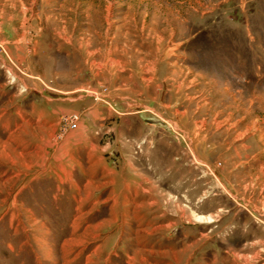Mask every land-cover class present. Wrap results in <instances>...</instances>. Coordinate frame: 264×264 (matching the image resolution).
Listing matches in <instances>:
<instances>
[{
    "label": "rangeland",
    "instance_id": "obj_1",
    "mask_svg": "<svg viewBox=\"0 0 264 264\" xmlns=\"http://www.w3.org/2000/svg\"><path fill=\"white\" fill-rule=\"evenodd\" d=\"M0 264H264V0H0Z\"/></svg>",
    "mask_w": 264,
    "mask_h": 264
},
{
    "label": "built area",
    "instance_id": "obj_2",
    "mask_svg": "<svg viewBox=\"0 0 264 264\" xmlns=\"http://www.w3.org/2000/svg\"><path fill=\"white\" fill-rule=\"evenodd\" d=\"M77 119H78V115L76 113H73L69 119L67 120V126L69 128H74L77 125Z\"/></svg>",
    "mask_w": 264,
    "mask_h": 264
}]
</instances>
